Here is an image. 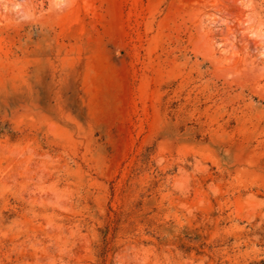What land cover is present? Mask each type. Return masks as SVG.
Returning <instances> with one entry per match:
<instances>
[{"label":"rangeland","instance_id":"374dc122","mask_svg":"<svg viewBox=\"0 0 264 264\" xmlns=\"http://www.w3.org/2000/svg\"><path fill=\"white\" fill-rule=\"evenodd\" d=\"M0 264H264V0H0Z\"/></svg>","mask_w":264,"mask_h":264}]
</instances>
